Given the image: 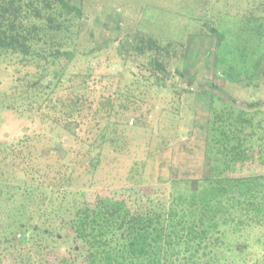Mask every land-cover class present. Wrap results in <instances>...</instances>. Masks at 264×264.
Segmentation results:
<instances>
[{"label":"rangeland","instance_id":"rangeland-1","mask_svg":"<svg viewBox=\"0 0 264 264\" xmlns=\"http://www.w3.org/2000/svg\"><path fill=\"white\" fill-rule=\"evenodd\" d=\"M75 3L80 6L82 17L67 22L73 30L76 53L71 60L63 57L58 65L59 70L64 68L72 73V79L58 87V92L84 94L92 123L97 125L92 114L101 119L99 127L114 121L119 125L104 129L107 142L95 168L83 155L85 146L81 144L84 140L93 141L92 130L89 128V133L84 131L79 138L71 139L69 146L80 150V154L73 151L76 161L68 170L75 176L74 187L102 194L117 190L121 197L130 193L136 197L135 190L155 189L167 197L172 193L175 199L181 192L195 189L208 169L205 156L208 126L214 123L223 127L225 124L219 120L229 113L232 116L242 113L243 118L264 125V58L255 73L248 72L250 76L235 63L240 62L236 48L241 44L259 48V56L264 50V0H76ZM214 28L217 31L213 32ZM142 38L155 39L162 45L160 58L165 60L170 75L162 92L146 79L152 76L149 61L157 51L147 49ZM141 46L145 48L140 51ZM93 49L96 50L91 52ZM255 57L258 53L250 58V63ZM89 64L94 66L90 74ZM222 68L229 74H224ZM24 71L16 70L6 61L0 62V89L10 90L17 75ZM181 72L186 76H181ZM135 76L145 82L137 88L140 92H134L137 97L132 98L128 83ZM51 77V83H55V75ZM63 95L60 97L66 98ZM103 96L115 101L118 96L119 109L105 106L101 113H95V102ZM120 103L128 108L123 109ZM39 115L30 117L0 110V142H15L24 134L32 135L40 153L53 160L55 148L51 147L50 136L54 140L56 129L51 121ZM263 134L264 127L260 132ZM65 139L63 135L62 140ZM260 143L262 146L263 140ZM259 149L255 140L247 157L229 162L224 166L225 172L235 176L263 174L264 144ZM46 168L51 175L59 171L53 164ZM174 179L187 181V187ZM246 236L248 246L244 255L250 257L261 252L263 259L264 226L249 230V236L238 240L242 242ZM236 238L230 236L231 241ZM39 239L30 237L24 242L0 246V264H89L81 240L77 241L80 247H73L74 238L63 242Z\"/></svg>","mask_w":264,"mask_h":264},{"label":"trees","instance_id":"trees-1","mask_svg":"<svg viewBox=\"0 0 264 264\" xmlns=\"http://www.w3.org/2000/svg\"><path fill=\"white\" fill-rule=\"evenodd\" d=\"M75 2L0 0V62L25 70L17 75L10 90L0 89V110L30 117L40 113L56 129L54 140L50 136L55 148L53 160L40 153L32 135L0 142V246L30 237L49 242L74 238L73 247H80L78 239L83 242L81 248L88 252L89 264H261V252L250 257L243 253L248 237L242 242L238 239L264 226V173L228 175L224 167L247 157L255 140L260 149L264 144V134L260 135L263 123L254 124L242 113L221 117L223 127L212 123L206 128L208 169L195 189L185 190L175 199L172 193L167 197L155 189L135 190L136 197L131 193L121 197L117 190L102 194L74 187L75 176L68 170L76 161L73 151L80 154V150L69 146L71 139L92 130L93 141L81 144L85 146L83 155L95 168L107 142L104 129L119 125L114 121L99 127L101 119L92 114L97 125L92 123L84 94L58 92V87L72 79V73L59 70L58 65L63 57L71 60L76 53L73 30L67 22L82 17ZM142 41L147 49L157 51L149 61L152 76L146 79L162 92L170 76L165 60L160 58L162 45L152 38ZM236 52L240 62L235 63L244 73H255L264 58V50L259 56L260 49L248 43L239 45ZM256 53L258 57L250 63ZM93 68L88 65V74ZM53 75L55 83H51ZM180 75L186 76L183 72ZM144 82L135 76L128 83L132 98L137 97L134 92H140L137 88ZM118 98L115 101L103 96L94 101L95 113H101L105 106L118 110ZM120 106L128 108L123 103ZM42 159L47 162L42 163ZM52 164L59 167L54 175L46 168ZM174 180L187 187V181ZM231 234L238 237L236 242L231 241Z\"/></svg>","mask_w":264,"mask_h":264}]
</instances>
